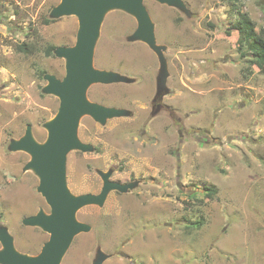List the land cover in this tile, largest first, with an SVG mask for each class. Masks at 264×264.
I'll list each match as a JSON object with an SVG mask.
<instances>
[{"label":"rangeland","instance_id":"rangeland-1","mask_svg":"<svg viewBox=\"0 0 264 264\" xmlns=\"http://www.w3.org/2000/svg\"><path fill=\"white\" fill-rule=\"evenodd\" d=\"M59 1L0 0V226L29 255L48 234L22 219L49 206L24 169L29 154L8 145L28 124L44 141L57 111L36 69L65 74L62 58L43 54L47 45L75 42L77 18L50 16ZM183 2L185 10L143 1L165 45L168 76L159 91L157 55L129 39L134 17L113 9L101 22L93 66L132 81L92 84L87 98L129 113L104 124L80 117L77 136L93 150L68 153L66 183L75 195L98 193L100 172L110 171L113 181L137 184L76 212L91 228L74 236L60 264H92L98 250L108 255L103 264H264V73L249 66V53L239 55L230 29L243 11L264 26V0ZM46 18L54 21L45 25ZM31 40L38 52L16 51ZM205 186L216 194L206 198Z\"/></svg>","mask_w":264,"mask_h":264},{"label":"water","instance_id":"water-1","mask_svg":"<svg viewBox=\"0 0 264 264\" xmlns=\"http://www.w3.org/2000/svg\"><path fill=\"white\" fill-rule=\"evenodd\" d=\"M144 0H60L51 11V17L73 15L77 18L78 28L72 45H60L54 55L64 60L65 74L58 78L52 73L42 76L46 84L42 90L56 96L59 105L55 115L44 127L47 137L38 142L28 124L24 134L9 142L12 151H25L30 159L24 169L31 170L38 178L37 191L49 206V212L39 209L35 214L23 218L27 226L39 227L48 234L40 251L29 255L18 251L13 236L7 228L0 226V264H60L74 236L88 232L90 225L81 222L76 212L87 205L102 206L112 190L125 192L137 182L119 183L110 179L111 172H100L102 186L98 193L73 194L66 183V160L72 150L92 151L93 146L82 142L77 136L81 116L88 115L104 124L107 119L128 115L121 107H109L87 98V90L92 84L129 83L132 79L112 70L98 69L93 66V54L105 14L113 9L123 10L134 17L136 29L130 40H140L157 55L160 71L157 75V91L165 86L168 76L163 54L165 45L158 44L155 38L154 23L143 3ZM185 10L183 0H154ZM160 108L157 104L156 111ZM108 255L98 250L92 264H103Z\"/></svg>","mask_w":264,"mask_h":264},{"label":"trees","instance_id":"trees-1","mask_svg":"<svg viewBox=\"0 0 264 264\" xmlns=\"http://www.w3.org/2000/svg\"><path fill=\"white\" fill-rule=\"evenodd\" d=\"M221 2H230L233 4H241L243 0H220ZM54 20L51 18H46L44 24L48 25ZM230 29H235L237 32V38L235 41L236 48L241 57L250 54L249 66H256L258 70L264 73V26L258 27L256 22L253 21L247 12H240L238 18L235 22L230 24ZM35 32V31H34ZM227 35H230L229 29L225 31ZM28 36V35H27ZM55 45H47L43 49V54L45 57H51L54 55ZM17 52L24 55L34 54L38 52V45L35 40L25 41L20 44L15 45ZM38 74L42 76L46 73L44 70L36 69ZM206 198H211L216 194V189L214 187L205 186ZM203 221L199 220L191 225L193 228L198 229L202 226ZM191 226V227H192Z\"/></svg>","mask_w":264,"mask_h":264},{"label":"flooded vegetation","instance_id":"flooded-vegetation-1","mask_svg":"<svg viewBox=\"0 0 264 264\" xmlns=\"http://www.w3.org/2000/svg\"><path fill=\"white\" fill-rule=\"evenodd\" d=\"M117 254H119V256H120V255H122V256L124 257V255H123V253H122V252H118Z\"/></svg>","mask_w":264,"mask_h":264}]
</instances>
